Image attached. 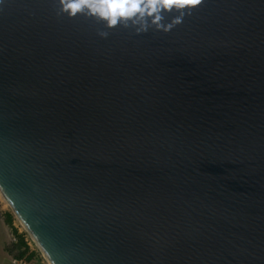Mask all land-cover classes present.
Masks as SVG:
<instances>
[{"label": "water", "instance_id": "obj_1", "mask_svg": "<svg viewBox=\"0 0 264 264\" xmlns=\"http://www.w3.org/2000/svg\"><path fill=\"white\" fill-rule=\"evenodd\" d=\"M153 8L0 2V192L50 264H264V0Z\"/></svg>", "mask_w": 264, "mask_h": 264}, {"label": "clouds", "instance_id": "obj_2", "mask_svg": "<svg viewBox=\"0 0 264 264\" xmlns=\"http://www.w3.org/2000/svg\"><path fill=\"white\" fill-rule=\"evenodd\" d=\"M172 3L177 7L184 5L195 6L200 3V0H72V2L68 3H64L62 0L63 8L68 9L70 14H74L81 10L82 7H85L90 14H96L106 19L110 26L116 24L117 17L131 18L137 13L143 14L145 7L149 11H153V5L157 8L161 6L167 8ZM176 22L179 21L177 20Z\"/></svg>", "mask_w": 264, "mask_h": 264}, {"label": "rangeland", "instance_id": "obj_3", "mask_svg": "<svg viewBox=\"0 0 264 264\" xmlns=\"http://www.w3.org/2000/svg\"><path fill=\"white\" fill-rule=\"evenodd\" d=\"M10 213L12 215V226L15 227L17 229V232L20 233L21 235H23V237H27V233L25 232L24 228L22 227V225L18 222V220L16 219V217L14 216L10 206L2 199V197L0 196V221L4 220L5 221V217L6 214ZM10 228V232H11V227ZM10 244L8 249L10 248V252H12L13 256L15 257V255L17 254V251L11 246L13 244V239L10 240ZM28 242L29 245L28 249L33 250L32 252L35 254V260L38 262V264H48L46 259L43 257V255L41 254V252L39 251V249L35 246V244L33 243L32 240H30V238L28 237ZM2 240L0 239V258H2V256H4L3 254V248H2ZM12 257V255H11Z\"/></svg>", "mask_w": 264, "mask_h": 264}, {"label": "crops", "instance_id": "obj_4", "mask_svg": "<svg viewBox=\"0 0 264 264\" xmlns=\"http://www.w3.org/2000/svg\"><path fill=\"white\" fill-rule=\"evenodd\" d=\"M9 230H10L9 225L6 224L4 220H1L0 221V239L2 240V243H3L2 248H3L4 256L0 258V264H38V262L35 260V254L29 261H25L24 259L18 260L16 259V257L13 256L12 252L9 251L10 248L8 249V247H9V244L11 243L10 240H12L14 235L12 234V230L11 232ZM15 245H16V241L13 242V244L11 245L16 250ZM32 251L33 250L28 249L27 254Z\"/></svg>", "mask_w": 264, "mask_h": 264}, {"label": "trees", "instance_id": "obj_5", "mask_svg": "<svg viewBox=\"0 0 264 264\" xmlns=\"http://www.w3.org/2000/svg\"><path fill=\"white\" fill-rule=\"evenodd\" d=\"M5 222L11 227L12 234L14 235L16 239V245H15V248L17 251V254L15 255L16 259L18 260L24 259L25 261H29L33 257L34 253L30 252L27 254L28 246L26 242L24 241L23 235L18 233L17 229L12 226V215L10 213L6 214Z\"/></svg>", "mask_w": 264, "mask_h": 264}, {"label": "built area", "instance_id": "obj_6", "mask_svg": "<svg viewBox=\"0 0 264 264\" xmlns=\"http://www.w3.org/2000/svg\"><path fill=\"white\" fill-rule=\"evenodd\" d=\"M27 235H28V234H27ZM28 237H29V236L24 237V241L27 243V245H29ZM12 239H13L14 242L16 241L15 237H13ZM30 240H31V239H30Z\"/></svg>", "mask_w": 264, "mask_h": 264}, {"label": "bare ground", "instance_id": "obj_7", "mask_svg": "<svg viewBox=\"0 0 264 264\" xmlns=\"http://www.w3.org/2000/svg\"><path fill=\"white\" fill-rule=\"evenodd\" d=\"M0 196H1L2 199L8 204V202H7V201L4 199V197L2 196L1 192H0ZM8 205H9V204H8ZM45 259H46L47 263L50 264L46 257H45Z\"/></svg>", "mask_w": 264, "mask_h": 264}, {"label": "snow or ice", "instance_id": "obj_8", "mask_svg": "<svg viewBox=\"0 0 264 264\" xmlns=\"http://www.w3.org/2000/svg\"><path fill=\"white\" fill-rule=\"evenodd\" d=\"M0 2H2V0H0Z\"/></svg>", "mask_w": 264, "mask_h": 264}]
</instances>
